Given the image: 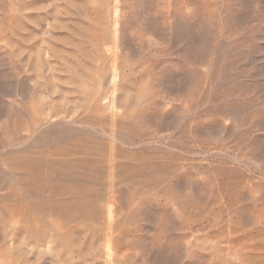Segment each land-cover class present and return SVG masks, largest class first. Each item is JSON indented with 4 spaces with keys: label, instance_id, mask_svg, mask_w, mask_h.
<instances>
[{
    "label": "rangeland",
    "instance_id": "obj_1",
    "mask_svg": "<svg viewBox=\"0 0 264 264\" xmlns=\"http://www.w3.org/2000/svg\"><path fill=\"white\" fill-rule=\"evenodd\" d=\"M0 264H264V0H0Z\"/></svg>",
    "mask_w": 264,
    "mask_h": 264
},
{
    "label": "bare ground",
    "instance_id": "obj_2",
    "mask_svg": "<svg viewBox=\"0 0 264 264\" xmlns=\"http://www.w3.org/2000/svg\"><path fill=\"white\" fill-rule=\"evenodd\" d=\"M115 11V10H114ZM113 11V12H114ZM115 33V32H114ZM119 50V49H118ZM118 53V52H117ZM119 54V53H118ZM118 56L117 55H113V62H112V68H113V77L112 80H113V83L117 84V81L118 79L120 78L121 76V69H120V65H119V62H118ZM111 80V79H110ZM108 98V100H107ZM117 94H116V90H114L109 97H105L103 99H106L103 103L110 107V109L113 110V114H112V130H113V133L114 131L116 130V128L119 126V125H123V121L122 120H117V117H116V113L114 112V109H117ZM69 118V117H68ZM103 121V120H102ZM71 133V132H70ZM111 134V135H114V134ZM107 134V133H106ZM78 142V141H77ZM76 147V146H75ZM31 153V152H30ZM81 155L80 156H76L75 154H72L71 157H69L70 159H72V161H77L78 165H80L82 168L85 169V172L86 173H100L102 176L103 175H109V176H112V175H115L118 170H117V167H116V163H115V158L111 157L113 155H110V157L112 159H110L109 163H108V166L106 168H103V169H98L96 167V164L97 163H100L102 161V158H99V157H96L95 155H92L93 153L92 152H89V151H86V150H82L81 151ZM86 157H85V156ZM33 163V162H32ZM71 171V170H70ZM83 171V170H82ZM39 174H44V175H51V174H54L56 172L55 169H41V170H38L37 171ZM77 172V171H76ZM37 173V174H38ZM85 173V174H86ZM84 174V173H83ZM58 176V175H57ZM75 176V175H74ZM114 177V176H113ZM111 178V177H109ZM115 178V177H114ZM112 208V207H110ZM109 211V218H110V215H112L111 213V210H108ZM110 242V241H108ZM106 245V244H105ZM106 249H107V253H108V256L109 257H112L113 255V248H112V244L111 242L108 243V245H106ZM115 251V250H114Z\"/></svg>",
    "mask_w": 264,
    "mask_h": 264
}]
</instances>
